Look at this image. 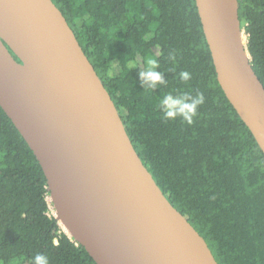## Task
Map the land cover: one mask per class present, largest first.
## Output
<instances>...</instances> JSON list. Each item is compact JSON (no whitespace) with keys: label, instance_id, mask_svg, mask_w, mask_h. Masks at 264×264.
Wrapping results in <instances>:
<instances>
[{"label":"trees","instance_id":"obj_1","mask_svg":"<svg viewBox=\"0 0 264 264\" xmlns=\"http://www.w3.org/2000/svg\"><path fill=\"white\" fill-rule=\"evenodd\" d=\"M113 100L144 166L204 237L218 264H264V153L225 96L195 0H52ZM252 67L264 86V0H238ZM14 55V54H13ZM17 59V57L14 55ZM159 61L166 86L142 88ZM137 68L129 70L130 62ZM188 71L187 82L179 79ZM202 92L191 125L164 121L160 96ZM43 170L0 107V264H97L51 213Z\"/></svg>","mask_w":264,"mask_h":264},{"label":"water","instance_id":"obj_2","mask_svg":"<svg viewBox=\"0 0 264 264\" xmlns=\"http://www.w3.org/2000/svg\"><path fill=\"white\" fill-rule=\"evenodd\" d=\"M195 3L218 83L264 153V86L238 0ZM0 107L41 166L59 224L97 264H218L144 166L52 0H0Z\"/></svg>","mask_w":264,"mask_h":264},{"label":"clouds","instance_id":"obj_3","mask_svg":"<svg viewBox=\"0 0 264 264\" xmlns=\"http://www.w3.org/2000/svg\"><path fill=\"white\" fill-rule=\"evenodd\" d=\"M129 70L137 68L136 63L130 62ZM160 63L157 59L148 57L144 61L142 70L138 69L139 83L142 88L148 90H156L160 86H166L167 81L164 73L159 70ZM191 78L188 71H181L179 79L182 82H187ZM205 102V97L202 92H197L192 95L188 92H169L160 96L158 100V109L164 121H174L177 117L189 125L193 123V118L197 115V109ZM32 264H50L49 258L44 253H38L32 258Z\"/></svg>","mask_w":264,"mask_h":264},{"label":"rangeland","instance_id":"obj_4","mask_svg":"<svg viewBox=\"0 0 264 264\" xmlns=\"http://www.w3.org/2000/svg\"><path fill=\"white\" fill-rule=\"evenodd\" d=\"M49 199V198H48ZM50 200V199H49ZM51 202V201H50ZM52 204V203H51ZM50 208H51V213L55 215V210H54V207L50 205Z\"/></svg>","mask_w":264,"mask_h":264},{"label":"bare ground","instance_id":"obj_5","mask_svg":"<svg viewBox=\"0 0 264 264\" xmlns=\"http://www.w3.org/2000/svg\"><path fill=\"white\" fill-rule=\"evenodd\" d=\"M243 40H244V43L246 44V38H245V36H243Z\"/></svg>","mask_w":264,"mask_h":264}]
</instances>
